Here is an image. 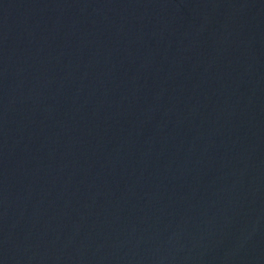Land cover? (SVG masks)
<instances>
[{"label":"water","instance_id":"95a60500","mask_svg":"<svg viewBox=\"0 0 264 264\" xmlns=\"http://www.w3.org/2000/svg\"><path fill=\"white\" fill-rule=\"evenodd\" d=\"M0 264H264V0H0Z\"/></svg>","mask_w":264,"mask_h":264}]
</instances>
